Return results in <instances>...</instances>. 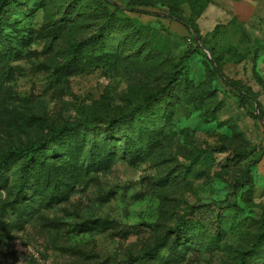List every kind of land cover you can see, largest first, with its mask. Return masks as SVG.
I'll return each instance as SVG.
<instances>
[{
    "label": "rangeland",
    "instance_id": "1",
    "mask_svg": "<svg viewBox=\"0 0 264 264\" xmlns=\"http://www.w3.org/2000/svg\"><path fill=\"white\" fill-rule=\"evenodd\" d=\"M157 1L146 8L154 13L119 12L108 29L113 8L106 0L7 1L0 37L11 54L0 61V155L67 122L87 119L98 129L127 115L181 65L168 98L171 121L162 118L161 104L142 113L163 129L146 153L125 155L122 136L114 159L87 171L81 152H73V173L58 198L42 183L17 202L16 171L7 168L0 264H118L182 220L204 239L187 238L176 253L165 250L148 264H264V121L253 113L256 104L264 108V0L197 19L200 48L182 22L166 16L177 6L186 20L189 4ZM78 42L88 47L70 68ZM211 58L248 93L247 105ZM77 137L90 144L91 133ZM45 154L59 164L49 149ZM218 214L235 221L207 243Z\"/></svg>",
    "mask_w": 264,
    "mask_h": 264
},
{
    "label": "trees",
    "instance_id": "2",
    "mask_svg": "<svg viewBox=\"0 0 264 264\" xmlns=\"http://www.w3.org/2000/svg\"><path fill=\"white\" fill-rule=\"evenodd\" d=\"M8 0H0V30L2 28L3 17L6 11ZM107 5L112 7L107 24L103 27L108 29L110 24L116 19L117 14L130 10L131 12L154 13L146 10L147 7L158 6L157 0H127L126 6L118 4L115 0H106ZM211 0H183V3H188L191 8V15L185 20L177 6H170L166 16L182 22L191 32V39L201 46V32L197 24V19L203 13ZM201 4V5H198ZM198 5V6H197ZM196 11H193V9ZM195 12V14H194ZM190 20V22H188ZM142 25V24H140ZM1 36V35H0ZM82 42L75 43L72 47V58L68 61L70 68L77 66L78 61L82 58L84 48L87 44ZM11 44L0 37V61L9 54ZM91 50L95 46H91ZM95 56L101 58L96 52ZM186 55L182 57L184 63ZM213 70L222 77L225 83L237 87L239 96L244 105L250 102L248 93L236 85L228 78L220 69L217 61L211 58ZM180 65L174 66L167 82L160 86L155 92L148 95L142 105H137L127 115L113 117L103 120L104 126L97 127L93 122L87 119H79L77 121L67 122L59 127L52 128L46 135L31 141L27 145L10 149L0 155V188L8 183L7 168H15L16 171V187H17V202L24 199L29 193L30 188L40 189L42 183L47 187V193L51 198L60 197L67 191L65 186L68 183L67 177L69 173H73L72 166L69 164L70 154L73 152H81L82 165L88 171L91 167L105 166L109 161L114 159L117 149V140L122 136L125 137V142L119 144V148H123L125 155L136 157L142 155L152 149L157 141H159L160 133L163 129L155 126V122L150 123L148 115L142 114L147 109L156 104H161V111L165 122L171 121V106L169 103L170 91L174 88V83L178 79ZM172 93V92H171ZM255 100V99H254ZM256 112H253L255 117L264 121V108L260 104L255 105ZM91 133L90 144L86 146L85 142L78 141V133ZM120 137V138H119ZM56 145L61 146V150L55 149ZM82 147L83 150L80 149ZM51 151L52 159L58 160L47 161L48 157L45 154L46 150ZM61 161V162H60ZM249 179V173L246 174ZM247 185V184H246ZM264 226V210L260 217ZM235 221L233 218L227 217L225 220L219 218V214L213 220L212 226L207 232V243H215L220 238L224 225L227 222ZM264 228V227H263ZM199 230L194 223L189 224L188 220H182L175 228H169L163 237L152 246L147 247L140 256H129L127 259L119 260L118 264H148L150 259H157L162 256V252L169 250L176 253L180 246L187 241L194 240L196 242L204 239L199 236ZM258 243L256 242L255 245Z\"/></svg>",
    "mask_w": 264,
    "mask_h": 264
},
{
    "label": "crops",
    "instance_id": "3",
    "mask_svg": "<svg viewBox=\"0 0 264 264\" xmlns=\"http://www.w3.org/2000/svg\"><path fill=\"white\" fill-rule=\"evenodd\" d=\"M244 4H247V0H211L209 5L205 8L203 13L198 18V23L202 24L205 20L207 21V18L210 17L218 18L220 17V14L222 15V12L228 13V11H233L236 14L240 13V10L242 9Z\"/></svg>",
    "mask_w": 264,
    "mask_h": 264
}]
</instances>
